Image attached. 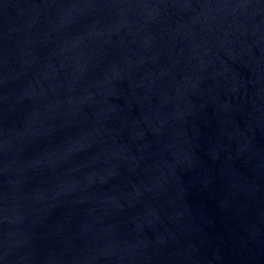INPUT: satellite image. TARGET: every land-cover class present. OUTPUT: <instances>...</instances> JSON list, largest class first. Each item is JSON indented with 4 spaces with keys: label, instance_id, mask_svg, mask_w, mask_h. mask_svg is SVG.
<instances>
[{
    "label": "water",
    "instance_id": "95a60500",
    "mask_svg": "<svg viewBox=\"0 0 264 264\" xmlns=\"http://www.w3.org/2000/svg\"><path fill=\"white\" fill-rule=\"evenodd\" d=\"M0 264H264V0H0Z\"/></svg>",
    "mask_w": 264,
    "mask_h": 264
}]
</instances>
